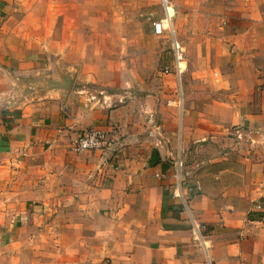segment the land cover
<instances>
[{
	"label": "crops",
	"instance_id": "0c3cea01",
	"mask_svg": "<svg viewBox=\"0 0 264 264\" xmlns=\"http://www.w3.org/2000/svg\"><path fill=\"white\" fill-rule=\"evenodd\" d=\"M205 6L196 13L218 21L224 35L205 33L215 46L200 56L224 59L225 69H187L175 88L169 82L176 76L157 88L104 81L110 93L90 78L77 94L68 90L61 118L48 113L59 101L44 104L27 89L33 79L24 55H9L13 63L0 68L2 227L45 215L62 218L64 234L73 220V229L93 238L98 259L108 264H264V205L258 204L264 163L247 165L235 149L225 155L238 163L188 165L199 141L232 134V128L237 133L258 119L242 109L261 107L253 93L264 76L256 63L264 56V0ZM6 26L0 23V34ZM6 40L0 35V43ZM88 129L114 133L102 150L74 153L73 143ZM252 155L261 161L264 151Z\"/></svg>",
	"mask_w": 264,
	"mask_h": 264
},
{
	"label": "rangeland",
	"instance_id": "374dc122",
	"mask_svg": "<svg viewBox=\"0 0 264 264\" xmlns=\"http://www.w3.org/2000/svg\"><path fill=\"white\" fill-rule=\"evenodd\" d=\"M207 2L211 0H0V23L7 22L0 34L7 36L0 43V52L4 53L0 68L13 63L9 55L23 54L33 79L27 89L37 92L44 104L59 101L55 104L59 108L49 107L48 113L59 112L60 118L68 90L77 94L90 78H96L109 93L111 89L104 81L157 88L176 76L169 82L175 88L181 75H177L174 65L175 39L184 53L182 75L187 69L209 68L217 73L226 67L224 59L208 61L200 56L215 46L216 40L208 41L205 33L224 35L216 27L218 21H208L196 13L198 5L208 8ZM162 20H166L163 24L167 27L159 32L154 24ZM261 59L256 63L263 70L264 56ZM257 80L253 97L256 104L261 100V107L242 109V114L258 119L253 124L246 121L244 130L239 128L237 133L232 128V134L199 141L194 145L198 152L188 157L189 166L204 169L209 165L238 163L235 156L225 155V151L235 149L248 160L247 165L264 163V156L260 161V157L252 155L258 149L264 151V76ZM249 170L248 177L252 178L255 173ZM179 173L180 170V177ZM258 204L264 205V201ZM58 210L62 211V207ZM45 217L31 219L21 227L12 223L13 229H5V219L0 216V264H108L98 259L93 238L80 236L73 229L76 222L72 220L71 230L62 234V218L49 221Z\"/></svg>",
	"mask_w": 264,
	"mask_h": 264
},
{
	"label": "built area",
	"instance_id": "2783aa9c",
	"mask_svg": "<svg viewBox=\"0 0 264 264\" xmlns=\"http://www.w3.org/2000/svg\"><path fill=\"white\" fill-rule=\"evenodd\" d=\"M166 10H168L166 8ZM165 21H161L158 23V25L154 24V27L157 28L159 32L166 29L167 25ZM172 50H173V58H174V65L177 70V75H180V64L183 60V48L181 47L180 43L176 41V39L172 43ZM164 73L167 74V69L164 70ZM114 131H108V130H102V129H88L82 134L79 135V137L76 139V141L73 143L71 150L74 153H82V152H92V151H100L104 148L105 144L107 143V140L113 135ZM181 164L179 162L176 163V168L179 170ZM177 179L179 181L180 177L177 176ZM195 227L197 228L198 225L195 224ZM205 264H211L208 260L205 261Z\"/></svg>",
	"mask_w": 264,
	"mask_h": 264
}]
</instances>
